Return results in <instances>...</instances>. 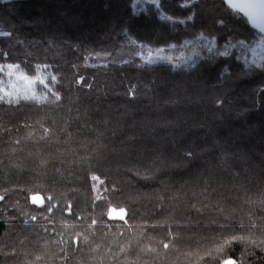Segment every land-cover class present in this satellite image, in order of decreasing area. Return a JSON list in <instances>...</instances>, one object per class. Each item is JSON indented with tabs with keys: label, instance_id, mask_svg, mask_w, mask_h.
<instances>
[{
	"label": "trees",
	"instance_id": "trees-1",
	"mask_svg": "<svg viewBox=\"0 0 264 264\" xmlns=\"http://www.w3.org/2000/svg\"><path fill=\"white\" fill-rule=\"evenodd\" d=\"M144 7L0 0V264H264V36Z\"/></svg>",
	"mask_w": 264,
	"mask_h": 264
},
{
	"label": "snow or ice",
	"instance_id": "snow-or-ice-1",
	"mask_svg": "<svg viewBox=\"0 0 264 264\" xmlns=\"http://www.w3.org/2000/svg\"><path fill=\"white\" fill-rule=\"evenodd\" d=\"M222 4L224 5L225 11L234 19H240L241 17L246 18V20L253 25L254 27L258 28L262 33H264V0H261L260 3H255L253 0H244V2H234V0H221ZM136 3L138 5H144V11L147 12L149 8L155 9L158 13L162 12V0H136ZM191 3V0H179V6L180 7H189V4ZM259 10V11H257ZM192 17L189 16L187 19H191ZM161 19L165 20H175L176 18L169 17L166 14L161 16ZM258 20L260 21L258 23ZM181 23L185 21H180ZM220 23H224L223 20L219 21ZM11 32H0V36H11ZM243 43V42H241ZM211 50V49H210ZM164 52V49H156V50H149L147 55L145 56L144 53H138V55H141L142 58H144L145 63L151 64L155 63L158 60H165L170 59L166 56L159 55L160 53ZM220 55H229L230 53L225 49L224 52L219 53ZM3 55L6 57L7 53H3ZM7 68L9 70H16L19 69V65H13V64H7V65H0V72H3L4 68ZM49 65H43V66H35V70L39 72L42 68H49ZM8 75H12V71H9L7 73ZM25 79H27V76L25 74ZM51 80L55 81L56 77L53 75L51 76ZM43 83L44 81H40ZM5 95H10L8 93H5ZM5 97L3 95H0V99H4ZM28 98V97H25ZM56 98L59 99L58 94H56ZM11 102V101H9ZM189 155H191L189 153ZM93 179H97L96 177H93ZM51 199V197H49ZM33 202H37V197H32ZM43 202L42 200L40 201ZM112 211H116L115 209H112ZM123 209H120V212H123ZM35 219V217H33ZM232 239H238V237H233ZM225 243H229V241H225ZM222 264H236L234 260L226 259L222 261Z\"/></svg>",
	"mask_w": 264,
	"mask_h": 264
},
{
	"label": "rangeland",
	"instance_id": "rangeland-1",
	"mask_svg": "<svg viewBox=\"0 0 264 264\" xmlns=\"http://www.w3.org/2000/svg\"><path fill=\"white\" fill-rule=\"evenodd\" d=\"M234 2H236V0H234ZM243 59L251 63H258L264 60V37H261L259 39L258 43L250 50V52L243 56ZM48 73L49 71L47 70V68H42L40 70V74L38 77L39 81H42V80L44 81L43 78H45V76ZM20 84L21 83H19L16 79L14 80L13 77H11L9 83L2 90L7 91L8 88H14L16 87V85L18 86ZM25 84H30L29 80H26ZM99 191H100V197L106 196L105 191L101 190V186L97 187V192ZM106 198H108L109 200L116 199L114 195H110V194H108ZM111 216L120 217V214L117 211H112Z\"/></svg>",
	"mask_w": 264,
	"mask_h": 264
},
{
	"label": "water",
	"instance_id": "water-1",
	"mask_svg": "<svg viewBox=\"0 0 264 264\" xmlns=\"http://www.w3.org/2000/svg\"><path fill=\"white\" fill-rule=\"evenodd\" d=\"M236 2H244V0H236ZM253 2H255V3H260L261 2V0H253ZM257 11H259V10H257ZM260 21L258 20V23H259ZM253 26V25H252ZM254 27V26H253ZM259 33H261L263 36H264V33H262L258 28H256V27H254ZM38 197H40V196H38ZM41 198V197H40ZM41 200L43 201V199L41 198ZM33 201V200H32ZM34 203H36V204H39V205H42L43 204V202L41 203L40 201H38L37 200V202H34Z\"/></svg>",
	"mask_w": 264,
	"mask_h": 264
}]
</instances>
